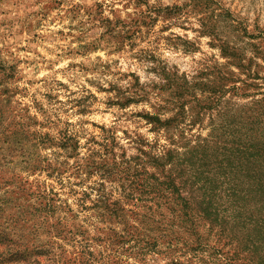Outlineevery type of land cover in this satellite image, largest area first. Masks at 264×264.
Listing matches in <instances>:
<instances>
[{
  "label": "rangeland",
  "instance_id": "374dc122",
  "mask_svg": "<svg viewBox=\"0 0 264 264\" xmlns=\"http://www.w3.org/2000/svg\"><path fill=\"white\" fill-rule=\"evenodd\" d=\"M0 91L5 116L54 141L30 137L32 170L10 168L31 193L52 188L83 220L78 202L90 193L89 205L101 181L113 188L104 170L164 143L144 118L162 112L161 98L181 93L196 116L193 95L204 92L211 109L184 127L188 139L205 137L214 120L264 148V0H0ZM66 133L76 145L58 149ZM9 148L0 142L3 154ZM90 149L101 171L79 176L75 163L88 165ZM56 160L59 178L46 169Z\"/></svg>",
  "mask_w": 264,
  "mask_h": 264
},
{
  "label": "trees",
  "instance_id": "16d2710c",
  "mask_svg": "<svg viewBox=\"0 0 264 264\" xmlns=\"http://www.w3.org/2000/svg\"><path fill=\"white\" fill-rule=\"evenodd\" d=\"M193 96L196 116L181 93L161 98V113L144 115L157 144L164 143L104 170L101 178L112 179L113 188L107 191L101 181L91 189L96 198L89 205L90 193L78 202L87 212L83 220L52 188L31 193L20 183V173L10 167L32 170L28 139L54 141L5 116L0 98V142L12 146L6 155L0 149V189L9 187L7 199H0V264H152L156 258L168 264H264V148L221 133L214 120L205 137L188 139L184 127L211 109L204 92ZM169 107L173 114L166 118ZM71 141L66 133L56 147L68 150L76 145ZM95 155L90 149L88 165L75 163L79 176L101 171ZM46 169L62 176L58 160Z\"/></svg>",
  "mask_w": 264,
  "mask_h": 264
}]
</instances>
